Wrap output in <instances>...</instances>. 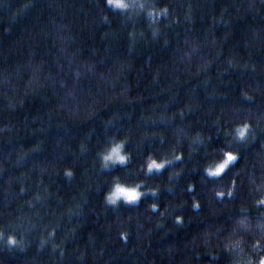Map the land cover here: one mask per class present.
<instances>
[{"label":"trees","instance_id":"16d2710c","mask_svg":"<svg viewBox=\"0 0 264 264\" xmlns=\"http://www.w3.org/2000/svg\"><path fill=\"white\" fill-rule=\"evenodd\" d=\"M155 3L154 37L105 0H0V229L24 239L0 264H232L261 235L264 0ZM113 136L131 159L102 171ZM115 176L159 191L113 208Z\"/></svg>","mask_w":264,"mask_h":264},{"label":"clouds","instance_id":"9594fccd","mask_svg":"<svg viewBox=\"0 0 264 264\" xmlns=\"http://www.w3.org/2000/svg\"><path fill=\"white\" fill-rule=\"evenodd\" d=\"M108 7L113 11L119 12L122 16H131L133 14H142L145 20L151 25L152 35L155 37L159 34V21L167 15L166 5H157L155 0H105ZM241 129H246L247 125H240ZM245 131L236 132L237 139L245 136ZM127 139L124 137L113 136L109 142L99 151L102 171H111L117 166H124L131 159V154L126 148ZM83 150V149H82ZM232 155H238L232 151H227ZM182 155V154H181ZM177 159V157H176ZM170 160L167 157H159L155 153L150 152L145 157L144 172L146 175H151L153 172L159 173L165 167L169 166ZM227 165V166H226ZM229 162L227 158H221L212 164H206L204 171L212 175V172H223L228 168ZM223 169V171H221ZM71 170H66V177H71ZM175 174L170 173L169 178ZM212 175V176H219ZM257 190L261 192L257 204H264V186H257ZM158 188H146L143 182L125 183L118 176L113 177L111 187L104 192V202L113 207L118 208L121 204L134 206L147 193L156 195ZM152 208L159 207L157 202H152L149 205ZM182 216H176L177 221H181ZM261 235L248 244L247 250H242V258L235 259L232 264H264V223L260 226ZM240 241H234L230 247H235ZM24 239L17 236L14 232L5 233L0 229V246L13 248L23 247Z\"/></svg>","mask_w":264,"mask_h":264},{"label":"snow or ice","instance_id":"6c2138e0","mask_svg":"<svg viewBox=\"0 0 264 264\" xmlns=\"http://www.w3.org/2000/svg\"><path fill=\"white\" fill-rule=\"evenodd\" d=\"M225 156H226V158L228 159V162H229V164L232 162V161H234V160H236L237 159V155H232L231 153H225ZM181 157H177V159H180ZM227 166V165H226ZM221 171H223V169H221ZM212 175H219L220 174V172H212L211 173ZM229 194H231V193H229ZM218 195H221V196H223L224 195V193H218ZM195 207H199L200 205H199V202H197L195 205H194ZM243 222V221H242Z\"/></svg>","mask_w":264,"mask_h":264},{"label":"rangeland","instance_id":"374dc122","mask_svg":"<svg viewBox=\"0 0 264 264\" xmlns=\"http://www.w3.org/2000/svg\"><path fill=\"white\" fill-rule=\"evenodd\" d=\"M238 223H239L240 228H242V229L247 228V222L240 223V221H238Z\"/></svg>","mask_w":264,"mask_h":264}]
</instances>
